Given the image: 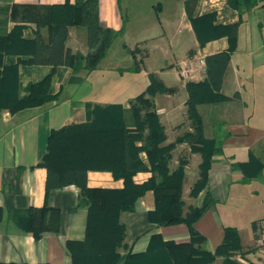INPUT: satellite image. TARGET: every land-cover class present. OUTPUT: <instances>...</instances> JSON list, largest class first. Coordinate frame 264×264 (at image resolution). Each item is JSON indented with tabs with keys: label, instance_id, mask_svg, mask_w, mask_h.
<instances>
[{
	"label": "crops",
	"instance_id": "1",
	"mask_svg": "<svg viewBox=\"0 0 264 264\" xmlns=\"http://www.w3.org/2000/svg\"><path fill=\"white\" fill-rule=\"evenodd\" d=\"M98 19L102 26L115 32L120 29V15L116 0H97ZM186 0H175L168 4L166 20L157 18L156 32L123 50H136L138 61L134 71L133 62L125 68L112 64L107 72L101 71V64L107 60L110 48L93 71L81 70L72 73L67 67H57L50 78L48 93L56 96L41 106L9 114L0 111V263L3 264H71L66 243H77L84 239L86 210L77 207L78 189L67 186L51 190L45 197L44 169L37 164L45 151L51 130L70 124L83 123L85 105H120L128 108V102L143 93L153 76L171 93L157 94L152 98L158 121L164 129V145L190 132L186 118L185 83L203 80L204 73L194 71L192 79L179 76L178 67L183 61L193 63L227 48L225 38L209 41L201 48L195 40L184 10ZM64 0H0V33H6L13 26L8 16L11 5H53ZM73 0H69L72 3ZM226 0H195L192 14L200 16L213 12L217 24H231L237 21V13L228 8ZM161 15L163 7H154ZM260 14L262 20L245 23L243 14L237 28L235 48L229 55L228 65L222 78L220 93L229 99L215 104L196 107L201 118L202 132L206 139L220 144L221 153L211 158L207 172L206 191L213 203L202 217L193 224V229L204 238L201 249L212 253L221 243L224 228H234L238 234L241 251L231 258L237 264H264V249H254L255 225H264V10L255 8L247 14ZM170 30L184 38L187 45L180 46V37L173 39ZM34 25L24 24L22 36L33 38ZM125 31L116 38H125ZM47 41L46 29L40 30ZM115 38V39H116ZM114 39V40H115ZM113 40V41H114ZM65 48L72 53L85 55V32L82 28L69 27ZM111 47V46H110ZM180 47V48H179ZM145 48V52L140 50ZM180 49V52H177ZM161 56L154 67L146 69L153 54ZM142 54L141 56H139ZM129 55V54H128ZM130 56V55H129ZM188 56V58H186ZM15 56H5L4 63H16ZM25 59V58H20ZM51 72L48 66L18 65V95H25L29 84L39 82ZM112 81H105L107 75ZM125 74H131L127 81H121ZM114 75V76H113ZM111 85V93L108 90ZM236 94L235 98L232 95ZM138 145V144H137ZM253 158L260 164L258 176L242 182V174L231 165L247 163ZM141 158L144 159L143 154ZM185 160L180 199L182 213L187 208L198 207L204 193L191 198L188 193L197 178L200 156L191 153L186 142L176 144L170 152L169 171L174 170L178 160ZM150 176L148 172L132 177L135 184H141ZM88 188L120 189L121 180H115L107 172H87ZM46 205L58 212L56 233L45 232L34 241L31 234L23 230L25 211ZM153 208V196L146 192L135 203L134 211L121 213L119 222L125 226L120 256L127 253H143L151 234H159L164 241L176 244L188 241V230L183 224L155 227L146 220V212ZM212 264H221L216 258Z\"/></svg>",
	"mask_w": 264,
	"mask_h": 264
},
{
	"label": "trees",
	"instance_id": "2",
	"mask_svg": "<svg viewBox=\"0 0 264 264\" xmlns=\"http://www.w3.org/2000/svg\"><path fill=\"white\" fill-rule=\"evenodd\" d=\"M120 0H116L119 7ZM195 0H186L184 10L198 47L220 38H225L224 51L203 58L204 78L199 82L185 83L186 118L191 131L164 145V129L158 121L152 98L157 94L171 93L153 76L145 91L128 102V108L120 105H85L86 120L70 124L49 132L45 151L37 167L44 169L45 197L51 190L67 186L78 189L77 207H84L86 219L84 239L77 243H66L71 264H212L221 258V264H237L231 258L241 251L239 238L234 228H224L221 243L210 253L201 249L204 238L194 229L213 203L206 191L207 172L211 158L221 153L220 144L203 136L201 118L196 107L215 104L229 98L220 93L222 78L235 48L237 28L244 13L255 8L264 10V0H226L228 8L237 13V21L217 24L213 12L194 16ZM8 16L13 26L0 33V111L14 114L54 100L48 93L50 78L57 67H67L72 73L81 70L93 71L110 48L113 40L121 34L102 26L98 19L97 0H64L53 5H11ZM34 25L33 38L22 36L24 24ZM69 27L82 28L85 32V55L72 53L65 48ZM259 27H264V19ZM48 33L47 41L40 35L41 29ZM122 48L126 49L123 45ZM130 55L134 71L138 61L136 50H126ZM5 56H15L16 63L5 64ZM25 58V59H20ZM48 66L51 72L39 82L29 84L25 95H18V65ZM236 94L232 95L235 98ZM186 142L191 153L200 156L197 178L189 190V197L204 193L198 207L187 208L183 214L180 199L185 160H178L174 170L169 171L170 152L176 144ZM138 144V145H137ZM143 154L144 159L141 158ZM240 170L242 182L258 176L261 166L253 158L247 163L231 165ZM87 172H107L115 180H121L120 189L88 188ZM148 172L150 176L141 184L132 177ZM146 192L153 196V208L146 212L149 225L155 227L183 224L188 230V241L176 244L162 240L159 234H151L143 253L120 256L125 226L119 222L121 213L134 211L135 203ZM23 230L37 241L45 232L56 233L58 212L43 205L25 211ZM3 264V263H0Z\"/></svg>",
	"mask_w": 264,
	"mask_h": 264
},
{
	"label": "rangeland",
	"instance_id": "3",
	"mask_svg": "<svg viewBox=\"0 0 264 264\" xmlns=\"http://www.w3.org/2000/svg\"><path fill=\"white\" fill-rule=\"evenodd\" d=\"M169 3L174 5L175 0H120L119 7L116 4V10L120 15L123 24L121 34L126 29L125 38H116L112 42L108 53L109 56H107L108 58L100 66L102 72H107L108 68H110L112 64H117L120 66V68H125L131 63V57L128 55L127 51L123 50L124 48H122V46H125V44L127 46H132L134 42H138L139 40L147 38V36L150 35L153 36L152 34H155L156 32L155 24H157V18L166 20V12L168 10ZM157 4H160L163 7V13L161 15H156L154 7ZM242 18L247 24L252 23L254 20H262L260 14L254 13H245ZM170 32V34L173 36V39L175 36L177 37L176 39L180 37L181 41L179 45L181 47L184 46V44L187 45V43L183 41L185 40L184 32L181 34V36L174 30H170ZM140 51L142 53L145 52V48H142ZM177 52H180V49H177ZM141 55L142 54L139 56ZM186 58H188V56ZM156 59H159V64H161V56H158L157 53H155L147 62H145L146 69L153 68ZM129 77H131V74H125L121 81H127V78ZM112 79L113 77L109 74L104 80L111 82ZM111 91L112 89L110 85L108 93H111ZM251 247L256 250L258 249L255 247L254 243H252Z\"/></svg>",
	"mask_w": 264,
	"mask_h": 264
},
{
	"label": "built area",
	"instance_id": "4",
	"mask_svg": "<svg viewBox=\"0 0 264 264\" xmlns=\"http://www.w3.org/2000/svg\"><path fill=\"white\" fill-rule=\"evenodd\" d=\"M198 71L199 73H204V65L203 60L199 59L191 63L190 61H183L179 67V76L183 79H192V73L194 71ZM255 238H254V245L258 249L264 248V225L261 226L259 224L255 225Z\"/></svg>",
	"mask_w": 264,
	"mask_h": 264
}]
</instances>
